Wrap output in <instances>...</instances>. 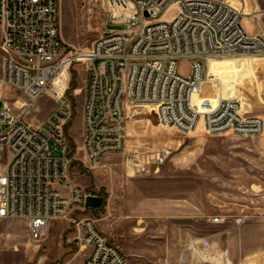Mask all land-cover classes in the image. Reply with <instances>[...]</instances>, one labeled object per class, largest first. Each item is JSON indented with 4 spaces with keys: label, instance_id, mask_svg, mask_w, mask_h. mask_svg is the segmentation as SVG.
<instances>
[{
    "label": "built area",
    "instance_id": "2783aa9c",
    "mask_svg": "<svg viewBox=\"0 0 264 264\" xmlns=\"http://www.w3.org/2000/svg\"><path fill=\"white\" fill-rule=\"evenodd\" d=\"M107 1L113 24L126 29L108 31L88 51L74 52L61 37L59 0H0V89L27 97H18L19 109L9 101L0 108V219L25 220L34 243L71 207L86 209L95 196L68 182L67 92L75 62L88 68L83 148L91 167L126 152L135 163L143 155L157 166L168 159L166 148L128 151L129 125L139 107H152L163 127L184 134L203 123L213 136L264 135V116L243 113L239 99H220L211 108L195 101L209 60L264 58V36L244 28L241 11L227 0ZM183 60L190 61L188 75L179 70ZM45 96L56 103L53 111L39 124L27 120ZM58 150L64 155L56 156ZM83 227L90 253L80 264H128L94 219H85Z\"/></svg>",
    "mask_w": 264,
    "mask_h": 264
},
{
    "label": "rangeland",
    "instance_id": "374dc122",
    "mask_svg": "<svg viewBox=\"0 0 264 264\" xmlns=\"http://www.w3.org/2000/svg\"><path fill=\"white\" fill-rule=\"evenodd\" d=\"M174 13L172 9L165 18ZM59 18L61 37L74 52L88 51L108 31L126 29L113 24L107 0H59ZM252 19L258 23L259 18ZM212 60H217L218 77L242 73V94L254 78L253 64L264 58L211 59L208 78ZM190 66L183 60L179 70L188 75ZM87 84L86 63L75 62L67 92L68 182L103 197L104 204L71 207L51 223L40 243L31 239L25 220L0 219V264H78L90 249L83 227L88 218L122 249L128 264H264V135L213 136L203 128L184 134L163 127L152 107H139L129 125L128 151L166 148L168 159L157 166L143 155L135 163L126 152L91 167L83 148ZM211 89L206 83L199 97L202 108L216 105L218 96ZM237 94L231 91L233 98ZM19 96L27 99L18 91L0 89V108L9 101L19 109ZM55 106L45 96L26 118L39 124ZM55 155L64 154L58 150Z\"/></svg>",
    "mask_w": 264,
    "mask_h": 264
},
{
    "label": "crops",
    "instance_id": "0c3cea01",
    "mask_svg": "<svg viewBox=\"0 0 264 264\" xmlns=\"http://www.w3.org/2000/svg\"><path fill=\"white\" fill-rule=\"evenodd\" d=\"M233 7L238 9L244 14L243 25L250 34H263L264 35V0H227ZM253 17H257L258 23L254 24ZM259 61V60H258ZM245 64L250 66L249 62ZM254 78L248 87H244L242 92L243 100L242 112L248 115L264 116V61L253 64ZM216 67V66H215ZM239 73L241 84L243 79ZM229 75V74H227ZM225 75V76H227ZM224 77V76H221ZM7 91H14L10 88H5ZM233 93L237 92L233 90ZM89 252L78 264L82 263Z\"/></svg>",
    "mask_w": 264,
    "mask_h": 264
},
{
    "label": "bare ground",
    "instance_id": "6f19581e",
    "mask_svg": "<svg viewBox=\"0 0 264 264\" xmlns=\"http://www.w3.org/2000/svg\"><path fill=\"white\" fill-rule=\"evenodd\" d=\"M216 61L217 60H212L209 63L210 74H209V78H207V80L204 83L203 90H204L205 85L207 83V85H209L210 88H212L211 89L212 92H214L215 95L218 96L217 100H216V104L220 99H232L233 96L231 95V91H233V90H235L238 93L236 98H238L239 101L243 100V96H242V94L239 93V89H238V85H240L239 77H237L235 74H229V75L224 76V77L216 76V74H215ZM199 97H200V95L196 98L195 101L200 106ZM200 128L201 129L203 128L202 131L207 133L202 123L199 125L196 132L199 131Z\"/></svg>",
    "mask_w": 264,
    "mask_h": 264
},
{
    "label": "water",
    "instance_id": "95a60500",
    "mask_svg": "<svg viewBox=\"0 0 264 264\" xmlns=\"http://www.w3.org/2000/svg\"><path fill=\"white\" fill-rule=\"evenodd\" d=\"M104 204V198L99 196H90L87 199L88 208H99Z\"/></svg>",
    "mask_w": 264,
    "mask_h": 264
}]
</instances>
